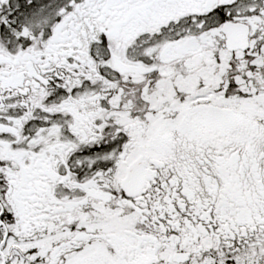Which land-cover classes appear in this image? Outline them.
Masks as SVG:
<instances>
[{
    "label": "snow or ice",
    "instance_id": "snow-or-ice-1",
    "mask_svg": "<svg viewBox=\"0 0 264 264\" xmlns=\"http://www.w3.org/2000/svg\"><path fill=\"white\" fill-rule=\"evenodd\" d=\"M0 264H264V0H0Z\"/></svg>",
    "mask_w": 264,
    "mask_h": 264
}]
</instances>
